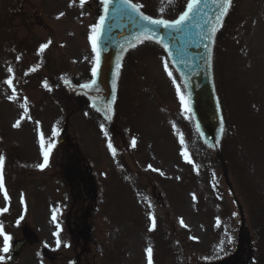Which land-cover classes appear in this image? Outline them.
<instances>
[{
    "label": "rangeland",
    "instance_id": "rangeland-1",
    "mask_svg": "<svg viewBox=\"0 0 264 264\" xmlns=\"http://www.w3.org/2000/svg\"><path fill=\"white\" fill-rule=\"evenodd\" d=\"M133 1L162 16L184 0ZM95 18L96 0L83 6L79 0H0V154L9 196L6 201L0 191V209H8L0 212V225L12 237L0 264H7L22 227L34 241L14 264H147L149 245L153 264H199L230 255L242 222V252L225 263L248 262L246 225L253 263L264 264V0H234L217 42L216 79L228 126L220 158L193 134L177 84L151 45L124 62L115 132L101 129L84 105L62 98L59 80L85 78L90 70ZM10 77L12 86L5 83ZM13 88L16 99L9 100ZM66 115L73 149L58 144ZM21 116V126L13 127ZM41 134L45 146L55 145L43 169L36 167L43 162ZM184 148L193 163L181 155ZM71 162L83 164L85 175L88 168L96 193L90 229L70 239V197L59 171ZM149 213L156 218L153 231Z\"/></svg>",
    "mask_w": 264,
    "mask_h": 264
},
{
    "label": "water",
    "instance_id": "water-1",
    "mask_svg": "<svg viewBox=\"0 0 264 264\" xmlns=\"http://www.w3.org/2000/svg\"><path fill=\"white\" fill-rule=\"evenodd\" d=\"M231 7L227 15L222 18V26H217L218 31L213 40L209 41L205 38V34L208 31V26L215 23V17L219 14L213 0H202L199 9L192 14L193 18L186 22L180 30L151 25L140 19L138 14L121 5L120 0H112L97 45L100 53V67L98 75L94 78L96 84L90 89L80 87L93 79L91 72V76L87 80H60L59 90L68 100L83 101L107 127H113L123 63L127 55L140 45H152L163 54L191 108V112L188 114L200 143L210 154L219 157L227 127L224 110L217 92L214 58L217 40ZM185 8L186 0L175 13L163 17L149 15L142 9L141 11L154 19H175ZM101 15H105V12L101 0H98L97 23ZM148 29L155 30L156 35L151 40H143L141 34H148ZM138 37L139 39H137ZM159 37L163 38V43L156 42ZM140 40L143 42L141 43ZM131 44L136 46L130 47ZM163 44H168L169 48L166 50ZM118 60L122 67L119 70V75H116ZM113 80L116 82L115 93H113ZM113 95H115V100H113ZM109 103L112 105L111 120L106 119L105 116V109ZM93 104L95 107L92 106ZM221 127H223V131H221ZM65 130L66 121L63 131ZM60 145L65 148L72 147L67 137L60 141ZM24 242L25 239L16 242L10 262L15 260Z\"/></svg>",
    "mask_w": 264,
    "mask_h": 264
},
{
    "label": "snow or ice",
    "instance_id": "snow-or-ice-1",
    "mask_svg": "<svg viewBox=\"0 0 264 264\" xmlns=\"http://www.w3.org/2000/svg\"><path fill=\"white\" fill-rule=\"evenodd\" d=\"M73 2H74V0H73ZM101 2H102V5L104 7L105 15H101L99 17V22L95 23L91 26V35L89 36V39H90L91 44H92V51L96 53L95 64L92 68L93 79L89 83H84V84L80 85V87L83 89H90L96 84V80L94 78L98 75V72H99L100 53L98 51L97 45H98V40L100 39L101 33L103 31L104 22L106 20L107 13L109 11V5L112 3V0H101ZM201 2H202V0H186L185 10L180 12L179 15L175 19H164V18H155L154 19L152 16L145 15L141 11V8L143 7V5L133 2V0H120L121 5L127 7L132 12L138 14L140 19L149 22L151 25H155L157 27H163L165 29H172V30H180L186 22L191 20L193 18L192 14L199 9ZM79 3L81 6H83L85 3V0H79ZM213 3L216 4V6L219 10V14L215 17V23L208 26V31L205 34V38L209 41L213 40L215 33L218 31L217 26L218 25L222 26V18L225 15H227L229 8L232 6L233 0H213ZM69 6H72V4L70 3ZM161 11H163V9H161ZM64 15H65V13L61 12L59 14V17H62ZM59 17H57V18H59ZM147 33L148 34H144V33L141 34L143 36V40H151L156 35V32L153 29H148ZM137 39H139V37ZM143 40H140V42L142 43ZM156 42L157 43H163V38L159 37ZM50 43H51V41H48L47 43L41 44L39 46L38 51L40 53H42L49 46ZM135 46H136L135 44L130 45V47H135ZM163 47L167 50L169 48V45L163 44ZM206 47H207V45H206ZM169 54L171 55V53H169ZM19 59H20V57H17V60H19ZM121 67H122V65L118 60L117 64H116V75H119V70ZM164 67H165V70L167 71L168 70L167 62H165ZM33 70H35V69H33ZM12 71H13V69L11 67H9L8 72L11 73ZM168 75L171 77L173 75V73L171 71H168ZM5 83L8 84L9 86H12L13 79L10 77L9 79H7L5 81ZM45 87H47L46 82H45ZM115 88H116V82H115V80H113V93H115ZM177 93L180 95L181 104L184 106L185 110L190 113L191 108H190L188 102L185 100L183 94H181L179 86H177ZM8 99L9 100L16 99L15 88H13V95L8 96ZM113 100H115V95H113ZM26 103H27V98H25V104ZM92 106L95 107V104H93ZM111 113H112V105L109 103L105 109L106 119L111 120V118H112ZM24 118H25L24 116H21L19 119H17L16 122L13 124V127H16V128L20 127L21 126V120ZM37 123H39V122H37ZM196 127H197V131L199 132V130H200L199 125L197 124ZM101 129H103V125H101ZM221 131H223V127H221ZM52 135L53 136L57 135V132L55 129H53ZM105 135H107L106 132H105ZM184 143L185 142H184L183 136H181L180 137V144L183 146ZM217 143H218V141H217ZM131 144L133 147H135V144H136L135 139L132 140ZM54 146L55 145L52 143L45 146L43 134H41V149H42V153H43V162L37 164L36 167L43 169L48 165L49 156H50V153L52 152V149L54 148ZM108 148L112 151L113 155H115L116 149L113 147L111 141L108 142ZM181 155L185 158V160L188 163H193V161L190 158L191 154L187 150V148H184L182 150ZM4 164H5V156L3 154H0V191H3L4 198L7 201L9 199V196H8V192L5 188V183H4ZM148 168L152 169V165H148ZM152 170L153 171H159V169H152ZM160 174L163 175V172H161ZM21 199L23 202V197ZM195 199H196L195 194H193V200H195ZM7 210H8L7 207H5V208L0 209V212H6ZM234 215H235V213H234ZM149 219L151 221L149 231H153V230H155V228L157 226L156 225V218L152 213H149ZM52 220H53V222L56 221V211L55 210L53 211ZM180 224L183 225L184 227H187V225L184 224V221L182 218L180 219ZM219 225H220V219L218 217L217 218V226H219ZM59 233H60V226H59V224H57V231L55 233H53V235L57 237V240H56V246L57 247H60V244H61V240L59 239ZM0 236H3V247L0 248V252L8 253L9 249H10V241H11L12 237L10 235L4 233L2 225H0ZM192 239H196V237H192ZM145 252L147 255V264H153V248H152V246L149 245L148 247H146ZM4 259H5V257L3 255H0V261H3Z\"/></svg>",
    "mask_w": 264,
    "mask_h": 264
},
{
    "label": "trees",
    "instance_id": "trees-1",
    "mask_svg": "<svg viewBox=\"0 0 264 264\" xmlns=\"http://www.w3.org/2000/svg\"><path fill=\"white\" fill-rule=\"evenodd\" d=\"M64 167L65 169L61 170L60 174L64 179L68 180L69 182L68 185L71 187L69 189V192H70V199H71L72 204L73 202L74 204L77 203L76 208L72 207L73 211H76V212H73L72 208L70 210L72 211L73 214L81 213L80 217L76 216L75 221L79 222L81 225L84 226L86 224L85 220H86V217L88 215V211L90 208L89 206L83 205L82 202L87 203L91 201L90 199L91 194H89L91 192L90 190L87 189V187H85V185H80L81 184L80 183L81 173L80 174L78 173V169L75 166H68L66 164L64 165ZM81 186L83 188H81ZM81 194H85L86 196L82 197ZM71 233L75 235L77 232L71 231ZM218 264H221V263H218Z\"/></svg>",
    "mask_w": 264,
    "mask_h": 264
}]
</instances>
